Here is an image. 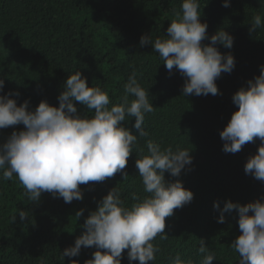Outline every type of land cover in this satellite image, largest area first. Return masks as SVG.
<instances>
[{
    "label": "trees",
    "instance_id": "trees-1",
    "mask_svg": "<svg viewBox=\"0 0 264 264\" xmlns=\"http://www.w3.org/2000/svg\"><path fill=\"white\" fill-rule=\"evenodd\" d=\"M222 2L199 0L200 22L207 23L209 37L223 29L234 38L231 49L215 45L222 54L234 57V69L215 81L218 95L183 96L186 77L175 68L169 73L151 45H140L142 36L167 35L181 0H0V79L4 80L0 95L18 92L19 96L10 98L17 106L28 101L30 111L41 101L58 106L66 78L78 70L88 86L100 87L118 103L134 69L155 108L145 114L143 127L148 136L137 138L123 170L128 176L123 179L117 172L102 182L79 185L81 200L65 203L62 197L42 192L37 202H31L15 178L0 180V264H70L72 260L85 264L91 259L97 250L94 246H82L78 256L64 260L61 253L85 231V219L112 188L119 190L125 206L135 202L133 193L140 198L148 195L135 165L136 159L147 154L148 140L161 148L189 150L192 157L179 177L164 173L166 182L179 179L193 199L165 218L168 239L157 236L153 241L160 248L154 264H170L169 258L177 253L199 264L201 238L215 253L212 264H238L239 256L229 246L240 235L238 213L222 210L225 202L245 205L264 196V182L244 172L260 140L246 143L237 153H225L219 132L237 110L232 95L258 76L264 64V26L249 32L256 15L264 23V0H229L227 8ZM208 43V39L202 41ZM73 103L81 116L92 115L86 106ZM122 123L138 136L132 127L134 118ZM23 129L22 124L0 129V143ZM17 210L28 213L25 220H20ZM79 210L83 212L77 218ZM221 214L224 223L217 222ZM121 264L139 261L129 262L125 249Z\"/></svg>",
    "mask_w": 264,
    "mask_h": 264
},
{
    "label": "clouds",
    "instance_id": "clouds-1",
    "mask_svg": "<svg viewBox=\"0 0 264 264\" xmlns=\"http://www.w3.org/2000/svg\"><path fill=\"white\" fill-rule=\"evenodd\" d=\"M222 6L230 7L229 0H223ZM200 9L199 0H181L180 11L175 12L166 36L140 38V45H151L169 73L175 68L186 77L183 96L218 95L215 81L221 73L230 74L235 66L234 57L230 53L222 54L215 46L220 44L231 49L234 38L223 29L209 37L207 23L200 22ZM262 26L261 16L256 15L249 24V32L254 33ZM205 39L209 40L208 44H202ZM259 72L246 82V87L232 95L237 110L219 135L224 142L222 150L233 154L246 143L260 140L256 153L244 164V172L264 182V64L259 66ZM3 87L4 80L0 79V90ZM123 88L120 101L113 103L106 91L88 86L86 78L77 70L66 78L57 98L58 106L41 101L30 111L28 101L17 106L16 100L10 98L19 96L18 92L0 95V129L24 126L0 143V180L15 178L31 202H37L42 192H49L71 203L73 199H83L81 184L102 182L117 172L126 178L128 175L123 170L137 138L148 136L143 127L145 114L155 108L134 69ZM74 101L86 106L92 115L81 116ZM130 118H134L132 127L138 136L123 126L122 122ZM146 144L147 154L136 159L135 165L143 191L148 195L140 198L133 193L131 198L135 202L125 206L119 190L112 188L85 219V231L75 239L74 245L63 250L62 260L78 256L82 246H94L97 250L85 264H121L125 249L129 262L154 264L160 248L153 241L157 236L168 239L164 232L165 218L193 199V193L179 179L166 182L164 173L179 177L191 165L192 157L189 150L179 147L161 148L152 140ZM213 207L218 208V203L214 202ZM233 209L238 213L240 235L229 246L238 254V264H264V196L245 205L225 202L222 211ZM17 211L21 221L28 216L25 211ZM82 212L77 211L76 217ZM15 218L13 214L11 220ZM217 222L224 223L223 214ZM197 254L201 256L199 264H212L216 260L203 238L199 240ZM169 261L170 264H193L191 258L182 259L180 253L171 256ZM70 264L77 261L72 260Z\"/></svg>",
    "mask_w": 264,
    "mask_h": 264
}]
</instances>
